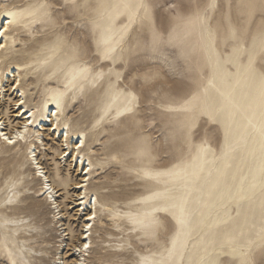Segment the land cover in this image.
Listing matches in <instances>:
<instances>
[{"label": "snow or ice", "instance_id": "snow-or-ice-1", "mask_svg": "<svg viewBox=\"0 0 264 264\" xmlns=\"http://www.w3.org/2000/svg\"><path fill=\"white\" fill-rule=\"evenodd\" d=\"M164 4H167L164 9L166 13H174L177 17L180 15V6L173 0H164ZM159 7L163 5L158 0H33L27 7L17 9L14 6L0 12L4 20H7V23L0 20V63H6L10 57L19 54L21 47H28L31 40L41 36L48 39V47L53 53H70L58 69L65 79L63 90L47 87V83L56 76L55 72L46 76L43 92L37 87V94L32 97L35 102L34 112L26 110L25 99L15 102V118L29 117L22 128L17 125L14 132L5 134L7 125L0 120V141L19 153L17 145L21 141L25 144H30L33 139L42 141L39 133L33 137L29 132V127L38 119H56L57 123L51 124L50 129L58 128L59 117L65 113L68 96L74 101L68 109L72 111L79 103V97L85 94L86 88L99 93L103 98V103L98 107L99 118L91 128L77 134V153L87 145L94 131L107 121L109 124L114 122L116 127L112 130V140L106 143L123 142L127 136L135 134L140 143L149 146L147 153L142 150L139 155H148L150 159L174 158L175 162L157 171H143L144 178L163 183L164 188L131 202L148 205L150 210L142 213L117 212L113 215L115 206H109L106 200V197L113 194V186L120 182V176L116 172L109 173L107 167L122 165L119 152L103 158L96 166L88 161V167L80 169L85 175L83 182L76 184L77 189L83 190L78 203L84 205L90 202L92 209L85 219L82 249H75L80 253L76 264H264V65L257 73L253 56L257 50L264 56V0H228L229 23L233 7L241 17H247L248 28L243 33L244 37L252 33V24L257 17L260 18V24L252 35L251 49L244 48L247 43L244 40L241 48L233 50L234 54L247 51L249 56L247 72L250 82L247 91L242 92L239 98L235 88L227 83L221 89L213 78H209L206 84L203 75L199 81L193 79V68L183 54L165 55V46L175 47L176 37L172 31L166 33V18L162 19L160 28L156 27L153 15ZM218 7L216 0H209L203 11L196 13V21L203 26L211 20L209 10ZM125 18L127 22L116 31L115 24ZM138 21L153 23L147 34H138L135 42H132L131 33L135 31L134 26ZM23 36L27 39H22ZM209 38L214 40V34L209 32ZM232 38H238L235 30ZM41 63L46 65L48 60ZM149 63L154 67L146 72L140 71ZM34 68L35 62L24 64L21 70ZM20 85L21 80L16 79L11 88L18 92ZM213 91L219 100L213 96ZM161 93L171 97V102L157 103ZM20 95L24 96V93ZM53 107L56 111L52 110ZM156 109L182 114L183 119L159 121L154 115ZM241 114L246 121L244 124L236 119ZM125 120L128 121L126 128L121 129V121ZM234 124L243 129L238 138L233 132ZM217 125L224 132L221 156L218 159H231L241 145L247 146L250 137H259V182L254 175L246 187L247 178L242 177L239 188L242 200L255 201L259 191L260 243L256 246L259 248V259L251 240L247 248L236 246V241L245 236L244 229L255 228L256 223L249 224L245 219L243 224H235V218L230 212L224 219L214 218L213 213L217 211L218 204L223 206V199H216L219 180L207 190L201 184L205 167L209 163L207 154L212 152L215 155V150L209 146V136ZM63 127L70 129L71 124L65 123ZM146 132H154L155 135H145ZM70 134L64 132L65 145L57 151V156L62 160L71 155V150L63 151V147L68 146ZM201 135L203 139L196 145L195 141ZM99 139L103 140V136ZM94 143L98 141L94 140ZM39 147L47 155L55 143L49 140L47 144L42 142ZM152 151L155 156L151 155ZM10 159L11 153L7 151L0 155V172L15 164L14 161L10 163ZM72 159L75 161L80 157L74 156ZM24 163L34 166V175L41 185L35 199L42 202L30 206L33 215L28 220H17L9 214L0 215V252L7 255L8 264H62L61 259L51 251V246H41L39 251L32 250L35 245L27 248L23 244L18 246V225L30 224L29 234H37L43 233L49 222L55 224L63 210L59 202L60 189H67L68 186L59 165L56 171L45 165L35 146L28 148ZM228 167L230 165H224L225 169ZM218 174H221L220 170ZM7 183L11 184L9 191L12 195L0 205V209L18 203L22 195L19 182L12 176ZM76 201L77 197L72 196L71 202ZM63 206H69L67 196ZM235 211L239 217V201ZM105 215L110 220H127V242H124L123 237H105ZM97 221L100 222V230L95 232L98 239L93 242L92 230L97 227ZM230 224H235V227L224 234L223 240L218 241L217 233ZM14 228L16 231H13ZM105 239L108 242H104Z\"/></svg>", "mask_w": 264, "mask_h": 264}, {"label": "rangeland", "instance_id": "rangeland-1", "mask_svg": "<svg viewBox=\"0 0 264 264\" xmlns=\"http://www.w3.org/2000/svg\"><path fill=\"white\" fill-rule=\"evenodd\" d=\"M32 1L33 0H8V4L13 3L16 7L22 6L21 8H23ZM105 2H115V0H105ZM158 2L162 4L163 7H159L154 11L153 21L156 27L160 28L162 19L166 18V23L164 24L166 33L172 31L176 37V46L166 45L165 55L172 54L180 56L183 54V57L186 58V62L190 63L193 68L192 78L197 81H199L201 75H203V82L205 84L209 78H213L217 86L224 89V86L227 83L235 88L237 98L240 97L242 92L247 91V85L250 82V76L247 72L249 60L248 52L244 51L240 54H234L233 50L241 48L244 40L247 41L244 48L251 49L252 35L255 34L256 28L260 24V18L257 17L255 23L252 24V33L247 37H244L243 33L248 28L247 17H241L238 14L237 9L233 7L231 10V23H229L227 19L229 16L228 0H216L219 7L215 10H209L208 14L211 17V20L206 22L203 26L196 21V13L198 11L202 12L209 0H173V2L180 6V15L178 17L174 13L165 12L164 9L167 7V4H164V0H158ZM2 5H4L3 0H0V7ZM113 13H115V10H113ZM153 21H138L134 26L135 31L131 33L133 38L132 42H135V38L138 34H147L150 31ZM126 22V18L120 20L119 23L115 24V30L119 31L121 26ZM233 30L238 34L237 39L232 38ZM37 31H39V29H37ZM209 32L214 34V40L209 38ZM21 38L27 39L26 36ZM48 43V39L41 36L37 39L31 40L28 47H21L19 54L8 59V61L11 60L12 62L24 64H33V62H35V68L23 71L22 75L23 79L21 87L24 91L26 104L28 106H34L35 102L32 100V97L37 94V87H39L40 92H43L46 85L45 77L51 73L55 72L56 76L50 83H47V87H59L63 90L65 79L63 73L59 72L58 69L61 67L62 61L66 60L70 53L67 51L53 53L50 51ZM253 56L254 67L256 72L259 73L262 65H264V56H262L258 50ZM44 60H48V64H42L41 61ZM182 62L185 61L182 60ZM153 67L154 66L149 63L147 66L142 67L140 71L146 72ZM12 82L13 80L9 83L11 84ZM164 82L167 83L168 81ZM9 83L5 85L6 93L10 92L8 90L10 87ZM212 94L213 96H216L217 100H219L218 95L214 91ZM170 102L171 97H166L163 93L157 98V103L160 104H168ZM8 103L9 101H6L4 104L3 101L0 100V105L3 104L4 108L8 107V117L12 121L14 119V112L10 111V109H13L14 106L13 104ZM73 103L74 101L72 100V97L68 96L64 115L67 122L71 124V131L80 132L86 128H91L95 120L99 118L97 112L98 107L103 103L102 96L99 93L86 88L85 94L79 97V103L76 104V108L72 111H68ZM141 111L143 112V109ZM154 115L159 121H175L183 119L182 114L161 112L160 109H156ZM69 117L72 119L69 120ZM236 119L240 124L246 123L242 114L238 115ZM5 120L7 122V119ZM14 122H12V125ZM127 123V120L121 121L120 128L125 129ZM115 127L116 124L114 122L109 124L106 121L105 125L97 128L93 133V137L88 140V143L84 148V153L86 156H89L93 166L99 165L103 158L110 157L117 152L120 153L122 165L107 166L109 173L116 172L120 176L119 184L113 186V194L106 197L109 206H115L113 207V215L117 212L142 213L148 211L150 210L148 205L143 203L132 204L131 202L140 200L142 196H147L152 191H162L164 184L144 178L143 171H157L165 167H170L171 164L175 162V159H150L148 155H139L138 153L142 150L147 153L149 151V146L140 143L138 136L135 134L127 136L123 142L117 141L114 143H106L112 140V130ZM242 130V128H238L235 124L233 125V132L236 134V138H238L239 133ZM105 133H108V135H105ZM144 134L155 135L154 132H146ZM101 136H103V140L99 139ZM201 139H203V135L196 139L195 144L199 145ZM49 140L51 139L45 138L44 142L47 144ZM94 140L98 141V143H94ZM223 140V129L217 125L209 136V146L215 150V155H213L212 152L207 154V161H209V163L205 167V170L207 168L212 169L211 171H213V173L205 178H201V184H204L207 190L219 180L216 199L217 201H220L222 198L223 206L218 204L217 211L213 213L214 218L224 219L226 214L230 212L235 218V224H243L245 219H247L249 224H252L253 222L256 223L255 228H245V236L236 241V244L238 245L247 244L249 240L255 241L254 239L258 235V204L260 197L259 191H257L255 201H249L246 199L242 200L240 199L242 194L239 192V188L242 177L247 178L245 183L246 187L252 182L254 175L257 177V182H259L258 170L261 163L259 137H250L247 146L241 145L239 150L232 154V157L229 160L218 159L221 156L220 149ZM19 148L20 152L16 153L13 149L0 144V155H3L4 152L7 151L11 153L10 163L13 161L15 162L12 167L5 168L3 172H0V200L4 199L5 201L10 195H12L11 191H9L11 184L7 183L10 176L19 182V191L22 194L18 203H15L8 208L0 209V215L9 214L12 218L17 220H28L29 216L33 215L30 206H35L42 202V200L37 201L35 199L36 193L38 192V182L33 175L28 174L31 172V166H29V164L25 165L24 163L26 160V145L22 144ZM54 148H56V144L55 147L49 148V151H51H48L47 155H45L44 149L41 148L39 158L44 161L45 165H49L53 171H56V165H54L52 160V151ZM185 151H187V149ZM151 155L155 156V152L152 151ZM225 164L230 165V167L225 169ZM58 165L63 176L66 178V182L69 183L74 180L75 176L74 171L72 170L73 168L70 171L67 170L69 164L58 163ZM121 168L125 170L122 171ZM127 169H130L131 171H127ZM218 170H220L221 174H218ZM60 193L61 196L59 202L62 205V209L65 211L68 208L66 211L69 213L68 218H63V222H65V227L69 228L72 235L71 238H69L70 235L65 236L64 243H67L68 247L64 248V251H66L64 256H67L65 259L67 260V264H74L71 259L76 257V255H71L74 251L71 249V243L77 244V238L80 235L83 219L79 215L76 216L75 209L71 210V208H69L71 206L69 198V206H63L65 196H68L66 195V189L61 188ZM238 201L240 212L239 217L236 216L235 211L237 209ZM253 208L256 209L255 213L253 212ZM104 220L107 228V231L104 232L105 237H123L124 242H127V220L121 218L110 220L108 215H105ZM96 224L97 227L93 229V242L98 239L95 236V232L100 230V222L97 221ZM235 224H230L227 228H222L217 233L216 239L218 241L223 240L224 234L226 232H231L233 227H235ZM19 226L23 228L21 231L23 233L20 235L18 234L17 236L19 237L18 244L26 241L23 243V246H26L27 248V246L30 245L27 241H35L34 243H31V245H35V251H39L41 246H51V251L54 252L56 256L62 251V249L57 251L55 242L59 239L57 233L62 231L58 230V232H56V229L60 228L59 223L56 227L49 222L45 226V231L37 234H29L28 229L32 226L30 224H20L18 227ZM55 227L56 229H54ZM238 235L239 232L237 230V236ZM104 242L108 241L105 239ZM259 243L260 242L255 241L254 245L256 248L257 259H259V248L256 246H258ZM200 254H202V250ZM4 255L6 254L0 252V264H5Z\"/></svg>", "mask_w": 264, "mask_h": 264}, {"label": "bare ground", "instance_id": "bare-ground-1", "mask_svg": "<svg viewBox=\"0 0 264 264\" xmlns=\"http://www.w3.org/2000/svg\"><path fill=\"white\" fill-rule=\"evenodd\" d=\"M3 3H4V5H2L0 7V12L5 11L6 9H11V8H13L15 6V5H13V3L8 4V0H3ZM21 7H16V8L18 9V8H21ZM0 20H4V17L2 15H0ZM4 22L7 23V20H4ZM23 65H24V63H16V62H12L11 60L7 61L5 64L4 63H0V100L3 101L4 104H5L6 101H9L10 104H13L14 108H15V102L17 100H19V99H25L26 100L25 94H24V96L20 95V93H24V91L22 90L21 85H20V88H19L18 92L12 90V88H11V85L13 83H15L16 79H20L21 80V84H22L23 70H21V69H22ZM11 80H13V82L10 84L9 82ZM8 83L10 84V87L8 89L10 92L6 93L5 85L8 84ZM6 96H7V98H6ZM67 98H66V100H67ZM0 106H2V107H0V120H3L4 123L7 125V127L4 129L5 134H10L11 132H14L16 130V126L17 125H20L21 128H22L23 125L26 123L27 119H29V117H26V116L24 118H21V119L15 118V112H14V108H13L12 111L14 112V115H13L14 119L11 121L10 118L8 117V115L7 116L3 115V113L8 112V107L4 108L3 104H1ZM26 110L34 112L35 111V106H28L26 104ZM52 110L56 111V109L54 107H53ZM5 119H7V122H6ZM12 122H14L13 125H12ZM53 123H57V120L56 119H43V118L38 119L36 121V123H34L33 125H31L29 127V132H30V134L33 137H35L36 134L39 133L40 136L42 137V141L40 139H33L30 144H25L23 141H21L17 146L21 147L22 144L26 145L25 157H27L28 148L29 147L35 146L37 148L38 153H39L40 150H41V147H39V146L41 145L42 142L45 143L44 139L45 138L46 139H51L56 144V148H54L53 151H52L53 152L52 153L53 154L52 155V160H53L54 165H56V168H57L58 163L69 164V168L67 167L68 168L67 170H69V171L73 168L72 170L74 171L75 178H74V180H72V181H70L68 183V187L66 189V195H68L67 197L70 199V205L71 206L69 208H71V210L75 209L76 216L79 215L83 219L82 220L81 229H80V235L77 238V244H72L71 243V249L74 250L71 255H73V254L76 255V257L72 258L71 260L74 262V264H76V261H78V259H79L80 253H77L75 251V249H77V248H81L82 249V234H83L85 219H86V217L88 215L91 214V209H92V204L90 202H86L84 205H80L78 203V199L80 197L81 191H83V190L77 189L76 188V184L83 182L85 174L82 171H80V169L88 167V161H91V160H90L89 156H86L85 153H84V148L85 147L83 148L82 151L77 153V151L75 149V142H78L77 141V134L79 132H72L71 128L70 129H65L63 127V125L65 123H68L66 118H65V115L59 117V126L55 130H51L50 129V125L53 124ZM49 131H51V135H49ZM65 131H68L71 134L69 136L68 146L67 147H63V151L71 150V155H69L66 159L62 160V159H60L57 156V151L60 150L63 145H65V140H64V132ZM0 144L8 147L7 145H5L3 143V141H0ZM74 156H79L80 159L74 161L72 159V157H74ZM29 166H31V168H30L31 172L29 171L30 173H28V174L29 175H33L34 178L38 182V178H36L35 175H34V166H32L30 164H29ZM211 170L212 169L207 168L204 171V174H203L202 178H205V177L209 176V171L212 174L213 171H211ZM37 184H38V191H39V188H40L41 185H40L39 182ZM72 196L77 197V201L76 202H71V197ZM3 201H4V199L0 200V205L3 204ZM66 210L65 211L62 210L63 212L61 211L60 215L58 216V218L56 219V222L54 224V226L57 227V224L59 223V227L60 228L59 229L58 228L56 229V227L54 228V229H56V232H58V230H62L61 232L57 233V236H59V239L55 241L56 242V246H57V251L62 249V251H60L59 255L57 256V257H59L61 259L62 264H67L66 263L67 260H65L67 256H64V254L66 253V251H64V248L68 247V244L64 243V241H65V233L67 234L66 236L70 235L69 238L72 237L71 231L69 230V228L65 227V222H63V218L66 219L69 216V213ZM18 228H19V235H20L21 233H23V232H21L23 228L21 226H19ZM13 231H16V228H14ZM92 232H93V230H92ZM258 233H259V231H258ZM18 238L19 237H16L17 242L19 240ZM69 238H67V239H69ZM254 240L256 242H260L259 236L257 235V237ZM255 241H252L253 242V246L255 245ZM24 242H26V241H24ZM27 242H28V244H30L27 247H30L31 243H34L35 241H27ZM23 243H21V244H23ZM247 245H248V243L247 244H239V245L236 244L237 247H245V248H247ZM18 246H20V244H18ZM32 250L35 251V248L32 249ZM4 256H5V258H4L5 264H8V257H7V255H4Z\"/></svg>", "mask_w": 264, "mask_h": 264}]
</instances>
